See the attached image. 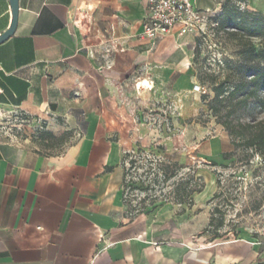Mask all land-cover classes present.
<instances>
[{
  "label": "crops",
  "instance_id": "crops-1",
  "mask_svg": "<svg viewBox=\"0 0 264 264\" xmlns=\"http://www.w3.org/2000/svg\"><path fill=\"white\" fill-rule=\"evenodd\" d=\"M226 1L195 6L216 22ZM238 2L264 14V0ZM147 9L148 0H19L15 33L0 44V116L30 122L25 134L0 127V264H264L261 240L195 235L209 220L201 194L141 214L125 202L128 153L155 134L147 118L167 110L184 123L201 105V37L175 27L140 38ZM11 22V0H0V35ZM197 150L212 160L232 145L220 134Z\"/></svg>",
  "mask_w": 264,
  "mask_h": 264
},
{
  "label": "rangeland",
  "instance_id": "rangeland-1",
  "mask_svg": "<svg viewBox=\"0 0 264 264\" xmlns=\"http://www.w3.org/2000/svg\"><path fill=\"white\" fill-rule=\"evenodd\" d=\"M238 1L235 3L247 10L246 5ZM253 45L261 48L264 41L254 38ZM196 51V86L201 87V90L195 89L201 102L197 114L181 123L166 110L147 122L148 129L154 130L155 134L142 137L138 147L129 153L128 160L133 159L136 163L130 171L129 186L132 188L128 189L127 198L135 207L148 194L145 205L151 210L153 206L149 201L153 196L158 198V205L180 203L179 195L188 184L187 191L191 192L186 204L189 205L191 200L194 204L201 194V202L208 210L209 220H200V229L194 231L198 238L229 240L241 237L264 242V160L251 150L235 147L223 123L226 120H234L235 124L238 121L255 122L264 119V110L254 108L252 101L247 110L238 109L231 114L232 106L228 102L223 107L215 102L220 109L218 113L211 109L215 88L221 82L228 79L230 90L239 82L237 67L243 58V46L239 39L217 25L201 38ZM19 125L8 122L6 115L0 116V127L10 134H16ZM199 129H203L202 138L196 134ZM27 130L28 127H23L20 132L25 134ZM220 134L229 137L232 150L212 160L199 157L197 145L200 141ZM162 163L171 164L175 177L168 181L163 179ZM157 174L158 182L155 183ZM143 182H151L152 190L139 189Z\"/></svg>",
  "mask_w": 264,
  "mask_h": 264
},
{
  "label": "trees",
  "instance_id": "trees-1",
  "mask_svg": "<svg viewBox=\"0 0 264 264\" xmlns=\"http://www.w3.org/2000/svg\"><path fill=\"white\" fill-rule=\"evenodd\" d=\"M216 22L220 29L227 31L233 37L239 39L243 46V58L237 67L240 74L239 82L231 90L228 79L221 82L215 88V98L212 101L211 109L215 113H218L220 109L215 102L220 104L221 107L228 102L232 106L231 114L238 109L247 110L252 101L254 108L264 110V46L256 48L253 45L254 38H259L264 41V14L250 10H242L233 0H227L223 6V12L216 18ZM231 28L234 30L230 31ZM234 99H237L236 102H233ZM223 123L232 137L235 147H244L245 149L251 150L264 160V119L248 123L238 121L236 124L234 120H226ZM43 136L52 141L58 140L50 132H45ZM65 136L63 135L61 139H64ZM128 156L131 157L129 153ZM135 163V160L132 159L126 172L123 188L125 202L129 208L133 212L136 211V214H141L148 211L145 205L149 200L148 194L135 207L132 206L131 201L127 198V191L129 188H132L129 186L130 171ZM211 164L216 165V162H212ZM160 167L165 181L175 177L176 174L171 170V164L162 163ZM154 182H158V174ZM187 186L188 184L185 185L183 193L179 195L180 203H186L187 197L190 195L191 191H187ZM152 187L151 182H143L139 189L150 191ZM149 202L155 208L158 205V198L153 196ZM192 203L191 200L189 205H192Z\"/></svg>",
  "mask_w": 264,
  "mask_h": 264
},
{
  "label": "built area",
  "instance_id": "built-area-1",
  "mask_svg": "<svg viewBox=\"0 0 264 264\" xmlns=\"http://www.w3.org/2000/svg\"><path fill=\"white\" fill-rule=\"evenodd\" d=\"M211 17L209 12L195 6V0H148L147 15L139 37L157 41L164 39L175 27H179L180 35L194 33L203 39L213 27L218 25ZM111 51V48L107 49V52ZM195 89L201 90V87L195 86ZM156 117L149 116L147 121ZM6 119L8 122L20 124L17 127L18 132L22 131L24 124L30 122L29 118L19 112L6 114Z\"/></svg>",
  "mask_w": 264,
  "mask_h": 264
},
{
  "label": "water",
  "instance_id": "water-1",
  "mask_svg": "<svg viewBox=\"0 0 264 264\" xmlns=\"http://www.w3.org/2000/svg\"><path fill=\"white\" fill-rule=\"evenodd\" d=\"M12 8V22L5 32L0 35V44L7 41L14 33L17 28L18 16H19V0H11Z\"/></svg>",
  "mask_w": 264,
  "mask_h": 264
}]
</instances>
